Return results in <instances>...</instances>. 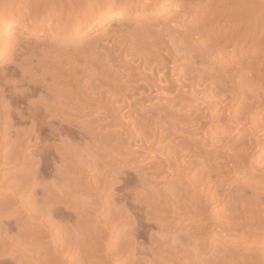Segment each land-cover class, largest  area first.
I'll use <instances>...</instances> for the list:
<instances>
[{
	"label": "rangeland",
	"instance_id": "obj_1",
	"mask_svg": "<svg viewBox=\"0 0 264 264\" xmlns=\"http://www.w3.org/2000/svg\"><path fill=\"white\" fill-rule=\"evenodd\" d=\"M155 1L157 0H153L149 4L150 6H147L144 9H142L141 6L138 5L136 1H132L133 3L132 2L129 3L130 5L129 11L124 16H118L116 11L113 13V15H106L104 14L105 10H100L99 13L102 12L101 13L102 15L99 16V19L97 20L96 23L89 25V23L87 24L86 22H84L83 25L78 27L77 31H75V29L72 30V29H69V27L62 25L61 28L54 33L48 31L46 26L43 27L41 21L35 25L31 22V19L26 20L20 26L16 24L10 25L9 21L11 19V15H10L11 9L8 8V9H5L4 11L0 10V35H2L0 36V42H2L3 44H7L4 47H2L3 44L2 46H0V77H5L7 80H9L10 85L11 84L13 85L14 83L15 86L18 85L17 86L18 89L20 90L24 89L26 90L25 92H27L25 94L26 97H22L25 99L16 98L17 102L16 104H14L17 106L16 108L25 115L28 111L27 110L28 108L31 110L33 109V107L36 110L38 109L42 110L46 108V111L49 110V108L45 106L47 104H45V102L42 100V98L45 97L47 88H48V91L51 89L50 92L57 90V89L59 91L62 89L63 91L70 89L69 87H71L73 83L71 82L72 80L70 79L69 76L73 72H75L76 74L78 73L77 75L78 77L80 76L79 79L81 83L83 84H87L89 80H90L89 81L90 83L92 82L95 83L96 81L98 82L99 72L96 71V69H94L96 72H93L94 70L91 71V69H89L94 66L96 68V64H97V69L99 71L103 69L102 67H105L104 69L111 67L113 68L114 73H118V74L123 73V72L124 74L129 73V70L126 69L124 65L119 64L117 61H114L112 59L111 60L108 59V55H107L108 53L106 52V49L104 48L105 46H107L108 43L106 42V40L105 42L107 44L104 43L103 41L100 42L99 39L100 40H102L103 38L110 39L112 38L113 35H114L113 37L118 38L122 34L123 35L122 37L125 36L124 38H127V40L125 43H123L122 41H120L122 43L119 42L122 45L121 47L125 50H128L129 54L130 52L131 54H133L132 53L133 49L136 50L137 48L139 50L138 49L136 51L134 50L135 53L137 51L138 53H143L144 51L140 52L143 49L146 50L147 52L153 51V49L155 51L157 47L159 49L160 46L162 47L164 44L166 45L168 43L170 46L171 42H173L172 45H174L177 42L176 43V46H177L178 44H180L179 42L181 41L180 39H181V36L183 35L182 40L184 39L183 37H185L186 39L184 40V42L181 41V44L179 46L183 45V43L185 44V42L187 41L185 46H187L188 44L187 48L190 47L192 49L191 50L189 48L188 50L185 51V53L188 52L189 50L194 53L198 52L197 55H199V58L201 57L202 54H204L206 58L203 60L205 63L208 62L206 64L204 63V65L210 68V70L208 68V71H211V72L213 71L214 74H216V76L220 75L226 81L228 80V82L231 80L229 82L230 85L234 83L233 84V87H235L234 89H232L233 87L227 84L230 86V88L228 86L227 87L228 89L226 88L225 90L223 89L221 92L222 94H220V96L224 97L227 100L225 102V107L226 108L233 107L232 112L234 113V111H236L239 108L242 102H246V101L252 102L254 103L253 112H256L255 115H252L253 117L252 119L254 120L260 119L264 115V107H263L264 104H261V103H264V92H262L263 86L260 85L258 80L252 81L251 79L253 77L250 76L251 73L249 74V72H252V70H254L255 72L257 70V72H259L260 74H264V0L255 1L257 3H255L254 0H252V2L250 0H238V1L230 0L229 4L228 2H226L228 0H193L191 6L195 7L197 5H201L202 10H203L198 13V16H197V12L190 11V10H189V13H185V14L181 13L180 11L181 9L178 8L175 5V3H173L171 0H166L165 2H163L164 0H159L157 1V3ZM121 2L122 0H119L117 5L119 6ZM211 2L213 3L219 2L221 4H223L224 2L226 4L221 5L218 3V5H216L214 3L212 4L213 6L212 5L210 6L209 3ZM238 2L241 5H239ZM12 3H16L15 0H12ZM26 3L24 2L23 7L21 5L18 14H21L22 12L26 10V7H24ZM252 3L255 6H257V8L254 9L256 10L255 11L256 15H254V13H251V11L252 12L254 11L253 10L254 6ZM1 5L2 4L0 3V6ZM117 5L116 7H118ZM229 9L232 10V13L231 12L228 13ZM246 10L249 11V12L247 11L249 14L246 12ZM208 12H209V15H208ZM214 12L217 14L227 13V15L224 19L219 17L222 20L217 21L216 20L217 18L214 15H213L214 18L212 17V13ZM251 15H252V18H251ZM253 17L254 19L255 17L257 18L256 20H254L257 22L255 26H254L255 22L252 21ZM206 22L207 24H205ZM211 23H213L214 28L211 27L213 26ZM122 26H124L125 29H128L130 27L129 30H131V33L129 30H128L129 32H126V30H124L125 31L124 34L123 33L119 34V32L117 33L118 28ZM168 26H169V29L170 27H173V26L174 28L177 27L178 30L181 29V31H183L182 33L184 32L186 33V34L184 33L185 36L184 34L181 33L180 30L178 32H180L181 34L178 33L177 30H176V34L173 33L175 32V30L174 31L171 30L173 31L172 33L175 35H171L172 34L171 33L168 36V34L164 32L165 28H168ZM206 26L209 27L208 28L209 30L206 28ZM161 30H163L162 32L165 33L166 35L162 33L161 35H159L160 33L159 31ZM213 31H214V34H213ZM210 33L213 34L211 39H209L208 37V34ZM253 34L255 37L253 36ZM170 35L172 36V38L170 37ZM177 35L179 36V38ZM161 36H164V37H161ZM216 37L218 40L216 39ZM174 39L177 41H173ZM97 41L99 42V45ZM102 42L106 45L104 44L102 45L101 44ZM218 42L220 44H218ZM120 44H118L119 47H120ZM153 46L155 47L152 49ZM185 46L183 45V47ZM146 51L144 52L145 54L147 53ZM190 51L188 52V54L190 53ZM149 52H148V55L152 53V52L150 53ZM199 52L201 53V55ZM206 53L207 54L209 53V54L207 55ZM199 58L197 56L196 60H190L188 57H186V55L179 58L178 62L175 64L176 67L175 65L174 66L171 65L172 67H174V69L176 68L175 69L177 72L176 77L182 78L183 75L185 76L186 73L188 74L189 71L191 72L192 71L191 69H193L195 66V64H193V61L198 62V63L196 62L197 63L196 67H197L200 62L198 61ZM206 59L207 61H205ZM98 65H100V67L102 66L101 67L102 69ZM199 65H201V63ZM199 67L201 69L202 66H198V69ZM249 67H251V71H248L250 70ZM206 68L205 70L207 71ZM82 71L84 73L86 72V74L82 75L83 73ZM90 72L92 73L93 77ZM95 73H97L98 75H96ZM89 74L91 75L92 79ZM93 78L94 79L96 78L98 80L95 81L93 80ZM250 81H252L253 83ZM33 82H37L39 87L38 85H36L37 83H33ZM32 83L35 84L36 86H33ZM137 83H144V80H139L137 81ZM41 85L44 86L45 90H43L44 88H42L43 86ZM10 88L6 89V92H5L6 94L4 93L5 94L4 95L5 97H4L1 94L2 87H0V100L1 101L6 100V102H8L10 100V98H8V95H10V91H11ZM54 92H57V91H54ZM3 101L1 103L6 104V102L3 103ZM137 103H138L137 107H139V109H141V111H143L146 114V119L143 122L144 124L142 123L141 127H138L140 128L139 130L143 129L144 127L145 128L149 127L150 125L151 127H149V129L150 128L152 129L154 127V124H155L154 128H156V125L158 124V128H159L158 131L161 132L160 134H162L164 130L166 133L175 132L178 136L181 137V140H187V141H190L192 144H198V146L204 147V149L212 148L209 144L211 142H216V141L224 142L229 147H235V145L241 142L242 132H245L244 131L245 129L238 130L236 128L238 126L235 127V124H234V127L232 126L228 128H223L217 125L209 127V125H211L209 124L210 122L208 120L204 121L203 119L205 118L201 119L204 116L206 110L202 109L201 112L200 110L198 111L199 105L196 103L190 102V101H187V102L178 101L177 102L174 100V98H170L166 95H160V96L157 95V96L150 97L146 99L145 101L139 100ZM230 103L232 104L236 103V104L235 105L231 104L232 106H230L229 105ZM259 103L263 105L262 108L260 107V110L256 108ZM7 104L10 105V102ZM49 104H51V102H49ZM228 105L229 107H227ZM90 106L92 107L91 108L92 110L97 111L96 108L98 107L96 105H90ZM221 109L219 110L220 113L224 111V109L222 110ZM5 110H3V112ZM106 110H107V106H104V107L102 106L99 108L97 112L91 111L90 112L91 114L89 113L90 115H86V116L79 115L78 117H76V120L78 121L81 120L84 123L83 125H86V123H89V121L92 120L94 117H96V115L99 114V112L100 113L105 112ZM163 110H164V113H168L169 115H174L175 113H176L175 115L179 113L178 115L181 117L189 115L190 118L194 119L195 124L196 123L199 124L202 121V126L200 128L196 126V128L193 127V128L181 129V130L178 128L171 129V126H169L168 122L167 123L165 122L157 123L158 121L155 118L156 113L159 111H163ZM6 111L4 112L5 115L3 113L2 117L4 118H2L3 120L0 123V129H1L0 131V205L1 207L0 208H2V205L4 207L6 206L5 208L4 207L2 208L3 213L2 212L0 213V226L5 228L6 230L5 229L4 230L7 232L6 233L4 231L3 238L7 237V239L12 242V245L9 247L7 242L3 238H2L3 240L0 239V264H8V263L9 264H42L43 262H46L47 258H49V256L51 255L50 254L51 249H54L57 246L59 247L62 246L63 248L62 247L61 248L63 249V251L65 250L64 251L65 254L64 253L63 254L66 257V260L68 261L74 260V259L76 260L75 256H77V252L73 251V249L77 250V248H73L72 251L70 252L69 250H66L67 249L66 243L70 241V238L72 239V238L77 237L79 232L76 230L75 231L77 232L76 234H73V235L71 233L68 234V229L64 227L70 222L68 220H67L68 223L65 222L66 220H63L62 222L60 217H62L63 215H68V214L72 216V213H73V216L74 214L76 215L75 217L85 216L86 219L82 218V220L84 221L81 220V222H83L81 223V225L84 224L86 226L87 221H89L87 225H89L90 227L86 226L85 228L91 229L92 227V229L94 230L95 228H97L96 230H101L104 226L103 225L104 223H99L98 220L102 221L108 216L110 211H114V209H116L117 207H121L122 205L126 206L125 209L127 212H125L124 214L125 216L124 219L126 220L118 222L117 224L114 221L115 223L114 222L110 223V227L108 228L106 227V228L107 229L110 228L109 230L113 231L111 232L112 236L117 237L120 234L119 236L122 239L121 236L122 235L124 236L125 234L124 232L126 231L128 232L131 230L130 228L132 227V224L129 219L130 216H134L137 213L139 214L141 212L143 216L142 219L145 222L144 225L146 224V226L143 225V228L145 229L144 232L146 231L147 233H145L146 234L145 238L144 239L141 238L140 240L143 241L145 245L150 248L148 249L150 253L148 252V255L145 256V258L148 259V260L146 259L148 263H145V264L151 263L152 260L153 261L156 260L157 262H154V264H157L158 261H160L162 258L165 260V262L167 260L166 263L168 264H170L171 262L173 263V260L175 261L174 264L178 261L181 264H183L184 262L182 261L185 260L186 262L188 256H190L189 258L194 263L193 260L196 258L197 255L202 254L201 253L202 248H205V247L207 248V250L205 248L203 253H205L206 255H203V258L201 255H200L201 258L200 256H198L197 258H200V260L196 258L197 260H199V262L195 259L197 262L195 261L194 264L202 263L201 259L202 260L205 259L203 263L205 262L208 264H213L214 263L213 261H215L216 257H218V256L215 257L213 253L218 255L220 254V252L227 253L226 255L225 254L222 255L223 257L225 256L227 257L228 252H229V256H231L230 254H232V256L236 260H239V261H241V259L247 260L249 258V260L250 259L251 261L253 260L254 264L263 263L262 260H264V240L257 242L256 240L247 239L245 237H242L236 234L227 235L226 233H223L222 231L215 229L216 227L212 228L211 225H209L210 227L206 226L204 228L203 227L201 228V223H211V221L209 222V219H207L205 216H204L205 219L202 220L201 216H200L201 218L199 217V215L198 217H196L197 214L196 216L195 214L193 215L191 214V216L187 215V217L180 216V215H174L169 210H167L164 206L157 207V205L155 206L149 205L148 199H141V201L140 200L138 201L137 199H135L136 196L145 195L144 189L148 187L152 188L156 186L160 188H162L163 186H166L169 188L174 187L176 192L180 191L178 193L182 192V194L189 192L188 197H187L188 199L189 198L198 199L199 196L196 195L197 194V192L195 191L196 189L194 190L193 188H189V189L187 188L190 185L187 181L188 178L187 179L184 178L183 180L182 179L183 175H181L180 173L168 171V170L166 171L160 170V171L154 172V170H152L155 168V164L158 163L163 157L161 154L162 149H160L157 144L153 147L152 149L153 152L151 153L150 152L148 153L144 148H140V145L136 142H133L130 145L129 135L127 133V130L123 126V122L125 123L129 120L128 118L127 119L124 118L122 120V117L124 116L123 114L127 112L126 109L121 110L123 113L119 111V113L120 112L121 113L118 117L121 118L123 122L114 121L113 122L114 124L113 123L112 124L103 123V124H97V125L95 124L97 126L96 130L101 131L100 135L106 136L103 139L102 138L99 139L98 140L99 142H96L95 148L93 147L92 143L89 144V142H87L86 140L88 144L87 146V144H85L82 138H80L78 135H74L72 136V138L71 137L68 138V140L67 138H64V140L62 139L61 141V139H58V138H55L54 140L52 137L48 135L49 134L48 132L42 135L44 140H33L30 138L27 139V137L26 138L23 137L24 139L18 140V141L22 140L21 142L23 144L22 145L23 147L21 146V148L20 147L16 148L14 147L15 146L14 142L17 140L15 136L16 134L15 132L21 131V135H23V133H25L30 127V123H27V122L16 123L17 121L16 122L12 121V118L10 119L9 118L10 116L9 117L7 116L8 111L7 112ZM195 112L197 114L199 113L197 117L195 116L196 114ZM80 116L82 117L80 118ZM68 118L70 119L71 116L69 115L63 116V119L65 120H68ZM58 119H59L58 117L55 118V120H58ZM154 120L157 122L154 123ZM132 122L133 121H130L129 130H132L136 127V125ZM59 124L55 123L54 126L58 127ZM152 124H153V127H152ZM168 127H169V130H168ZM166 133H165V136H167ZM49 137L53 140L50 139L49 141L48 140ZM45 140L48 143V145L49 144L52 145L51 146L52 150L49 155L47 156L44 155V157L42 156L43 158H41V156L38 154L40 153V149L37 147H41L42 145H44L46 143L44 142ZM100 140L102 142H100ZM41 142L43 144H41ZM76 142L78 144H81L80 151H78V158L82 159L83 163L86 166H91L92 169L89 170L90 171L89 175H91L93 179L100 178V177L105 178L104 176L107 174L108 179L111 181L113 178L110 175V172L118 171L123 178L129 181L127 185H125L126 187H122L121 191L119 189L118 191H113V192L111 190H106V191L103 190L102 192H100V190L103 189V188H100L98 190V193L100 194H98L96 191L93 192L92 190L88 188L87 189L84 188L83 187L84 184H83L81 187L82 191L81 189L77 191L75 188V182H77V180L74 179L73 175L70 176V179H67L66 176L70 175L71 173L69 172L70 174H66V176L62 174L64 173L63 172L64 169L66 171H69L68 170L70 169L69 167L72 166L71 160L68 159L66 154L63 152L64 148L65 147L67 148V146H69L68 144L70 145H73V143L77 144ZM105 142H109V143L111 142L113 146H116L117 152L110 156V154L106 150H101L102 148L98 149V147L100 148ZM195 142H198V143H195ZM65 144L67 146H65ZM61 146L63 147L62 149L63 151L61 150L62 148ZM96 149L98 150L96 151ZM155 149L157 151H155ZM182 155L184 156L185 154L184 153L179 154V157H180L179 161L184 160V157ZM39 160L41 161L42 164L39 162ZM219 160L221 161L222 159H219ZM4 161H6L7 163H5ZM38 162L43 166H41ZM93 162L97 163L98 172L97 170L96 171L94 170L95 165L93 164ZM148 167H151V169L148 170L149 169ZM40 168L44 170L45 168L47 169L45 173L43 174V176L40 178V181L38 182V179L36 180L35 175L33 174H35V172H37ZM200 169H201V166L199 165L198 166L196 165L195 167L192 166L191 173L189 174L190 177H193L197 173V171H199ZM220 170H222V168ZM220 170H218L219 172H217L218 177L214 179L218 180L219 178L218 181H220L221 179L223 181L221 183L224 184V186L222 185L223 187L229 188V187H234V185H238V184L243 185V183H241L243 179H240V182L237 183L235 181L236 179L235 176H230L228 178L227 175H229V173H226V174L223 172L221 173ZM149 171H152V172L149 173ZM58 173L62 175L60 178L62 177L64 178L60 180V178L57 176ZM138 173L142 174L141 175L142 178L140 179H145V178L147 179V182L143 183V185H137L136 174ZM178 174L181 176H179ZM56 177L58 178L56 179ZM114 179L111 181V183L113 184L112 188L117 189L118 186L115 185L116 180ZM148 181H152L151 184ZM147 184H149V186H147ZM42 188H43V191H42ZM174 188L171 191L174 192ZM62 189H64L63 192L65 191V193L62 192ZM57 191L60 194L56 193L54 195V193ZM68 192H70V194L72 193L71 195L69 194V196L71 197V198L69 197L70 199L76 198L75 201H80V202L82 200V202L84 204L86 203L85 205H87L88 207L90 203L88 204L87 202H97L98 204L100 203V205L105 204L108 207V209H105V210L101 209L98 215L99 219H97L96 214L93 213L92 209L91 208L89 209L87 206L83 205V203H82L83 206H79L81 204L78 202L74 201L75 203L74 202L69 203L68 201H66L68 199ZM61 194L66 202L58 203V204L53 202V201L57 202L58 201L57 199L62 198L60 196ZM47 196L50 198H48ZM43 198H47V200L50 201L48 202L49 205L51 206L53 205L52 206L53 208L49 209V211L53 209L54 211L50 212V216L53 212L54 214L53 218L55 217V221L54 220L52 221V218L49 217V213H47L48 215L47 214L46 215L48 216V218L44 215L46 219L45 217H43V222L48 219L47 221L49 224L47 225H50V228L52 226L51 229H53V231L55 230V228H57L56 230L60 231L61 233L54 231V234H51L50 231L52 230L50 229L49 230L47 229L49 231L48 234H43V233L41 234L39 231L37 232L35 231L34 229L35 226L39 225L38 227H40V224L42 225L45 224L43 222L40 223L39 219H37L38 220L37 221L36 220L37 215L35 216L36 212H40V211H37L36 206L38 205L37 207L39 208L41 206L44 207L43 202L46 201V199H43ZM63 198L62 200H64ZM41 201L43 204L41 203ZM227 202L228 200L222 201L219 204L218 208L223 207V205H226ZM137 203L139 204V206ZM217 203L213 204V207L212 206L211 207L212 208L216 207ZM39 204L41 205L39 206ZM119 204L121 206H119ZM7 207L9 209L11 208L10 210H12V212L9 209H7ZM42 207L38 209L41 210ZM54 207L56 208V210ZM59 207L60 209H58ZM113 207H116V208H113ZM110 208L111 209L113 208V209L111 210ZM26 210H28L29 212ZM127 215L129 216V218ZM87 217L89 220L87 219ZM223 219H221L222 221L220 220L217 223L218 224L220 223V225H223V226L226 225L225 226L226 228L230 229L232 228L231 226H235L238 224L237 221L227 223L226 219L224 220ZM38 222L40 224H38ZM60 222L61 224H59ZM50 223H52V225ZM65 223L67 224L65 225ZM73 224H70V227H72ZM112 224H116L117 227L115 225L113 226ZM61 225L63 226L62 227L63 229L61 228L60 230H58L60 228L59 226ZM78 225H80V223ZM84 225H83L84 230L82 228H79V231L82 229L81 232L85 234L87 230H85ZM111 226L113 227V229L111 228ZM210 228H212V230H210ZM64 229H66V233L64 231L62 232V230ZM187 232L189 236L191 235L190 237L191 239H187L189 237L187 235ZM185 233H186V236L188 237H185ZM58 234L62 238L65 236V238L63 240L61 238V241H58L60 240V238H58L59 237ZM86 234H88L87 238H90L89 233L87 232ZM150 234H151V237H153L154 234H155L154 237L161 235L163 239L167 238L165 236H168L170 238V240L168 238L166 239L168 240V243H174L173 242L175 240L174 237H177L176 235H179L178 239L181 238L182 241L181 239L180 241L183 242L182 245L180 244L181 248L184 245L187 246L188 244V247H187L188 249L187 248L186 249L187 250L190 249L189 251H192L193 250L192 248H196L198 244L200 245H198L197 247L199 246L202 247L203 245L202 243H205V244L203 245L202 248L200 247L201 250L200 249L199 251L197 250L199 254L195 252L197 255L191 256L190 254H194V251H196L195 249L192 251L193 253L189 252L190 254L188 253L189 255H186L188 252L187 250H184L181 248H178V250L177 248L174 249L172 246L173 244L169 246L170 244L167 243L168 245L167 247H171L173 251L175 250L177 252L180 251L178 254H175L177 252L173 253V251L170 252L169 250H163V249H167L165 247H162V249L160 248L161 250L157 248L160 246L153 247L155 245L154 243L156 242L155 241L156 238L154 239L155 242L152 241L153 239L148 240L149 239L148 237L150 236ZM180 234L181 235L183 234V235L181 236ZM246 234L248 235L249 232H246ZM70 235L72 236L70 238L68 237L69 241L65 242L64 240L65 239L67 240V236H70ZM74 235L75 237H73ZM80 235L78 237L83 238V236L82 235L80 236ZM147 235L148 237L146 238ZM162 235H165V236H162ZM171 236H172V239H171ZM78 237L75 239L78 240ZM160 238H158L159 241H163V239L161 238L162 239L161 240ZM83 239H85V237ZM106 239L107 238H105L104 240L106 241ZM178 239L175 240L176 243ZM188 240L190 241L189 242L190 245L189 243H187ZM55 241L57 242L63 241L62 243L64 245L62 243H61L62 245L59 243L57 244ZM112 241H116L115 238H113ZM185 241L187 244H185ZM150 242L152 243V245ZM191 244L192 246L194 245L195 247L194 246L192 247ZM156 245L158 244L156 243ZM65 246H66V249H64ZM189 246L192 248H190ZM151 247H153L154 250ZM132 249H130L129 251H125L122 255L114 254L112 259H115L113 260L115 262L113 264L115 263L116 264H124V263L128 264L129 259L131 258V256H133V253H134ZM84 250L85 249H83V251ZM150 250H153L154 252ZM156 250H158V253L157 252L155 253ZM35 251L36 252L39 251L40 253L38 252V254L40 256L37 253H35ZM181 251H184V252L187 251V252L184 253ZM151 252L155 254V256L153 257L156 259H153V257L149 255V254H152ZM94 253L95 255H93ZM169 253H172L174 256H172V254H169ZM84 254H86L85 256L91 262L92 261L98 262L103 259L102 254L100 257V254L98 253V251L93 252L92 254H91V251L90 252L84 251ZM175 255H177V257L179 256L178 257L179 259ZM211 255H213L215 258ZM168 256L170 257L169 259H168ZM209 257L211 260L209 259ZM211 257H213L215 260ZM149 258H150V261H149ZM157 258H159V260ZM220 258L221 257H219V259ZM234 258L231 257L232 260H234ZM132 259L133 258H131L130 261ZM191 260L188 259V261L185 264H187L189 261L190 263L188 264H191ZM218 261L219 260L217 259V261L215 262H218ZM239 261H234L235 263L234 262L233 263L237 264L236 262H239ZM259 261L262 263H259ZM161 262L164 264L163 260ZM179 262L178 264H180ZM219 262L218 264H220Z\"/></svg>",
	"mask_w": 264,
	"mask_h": 264
},
{
	"label": "bare ground",
	"instance_id": "obj_2",
	"mask_svg": "<svg viewBox=\"0 0 264 264\" xmlns=\"http://www.w3.org/2000/svg\"><path fill=\"white\" fill-rule=\"evenodd\" d=\"M132 1H136L138 3V5H140L141 8L144 9L147 6H150L149 4L153 0H122V2L120 3L119 6L117 5L119 0H15L16 3H12V0H0V3L2 4L0 6V10L4 11L5 9H8V8L11 9V11H10L11 19L9 21L10 25L16 24V25L20 26L26 20L31 19V22L35 25L41 21L43 27L46 26L48 31L54 33L57 30H59L62 25H65V26L69 27V29H72V30L75 29V31H77L78 27L83 25L84 22H86L87 24L89 23V25H92V24L96 23L97 20L99 19V16L102 15L101 14L102 12L99 13L100 10H105L104 14H106V15H113V13L116 11L118 16H124L129 11V8H130L129 3ZM157 1H159V0H157ZM157 1H155V2L157 3ZM165 1L166 0H164L163 2H165ZM171 1L173 3H175V5L178 8L181 9L180 11L183 14L189 13V10H190V11L197 12V16H198V13L203 11L201 5H197L195 7L191 6L193 0H171ZM236 1H238V0H236ZM250 1L252 2V0H250ZM255 1H257V0H254V2ZM24 2L25 3L28 2L24 6V7H26V10L24 12H22L21 14H18L21 5L23 7ZM226 2H228V4H229L230 0H228ZM214 3L211 2V3H209V5L211 6ZM218 3L219 2H217L215 4L218 5ZM255 3H257V2H255ZM219 4H221V3H219ZM223 4H226V3L223 2ZM223 4H221V5H223ZM238 4H239V2H238ZM254 4H253V6L255 8L253 7V10L257 8V6H255ZM116 5L118 7H116ZM239 5H241V4H239ZM243 8H244V6H243ZM248 10H246V12ZM255 11L256 10H254L253 12L251 11V13H254V15H256ZM229 12L232 13V10L229 9L228 13ZM208 15H209V12H208ZM213 15L217 18L216 20L219 21V20L224 19L226 17L227 13L217 14L214 12V13H212V17H213ZM219 17L222 19H220ZM251 18H252V15H251ZM256 19H257L256 17H255V19H254V17L252 19V21L255 22L254 26L257 23L256 21H254ZM213 23H211V24L213 25ZM205 24H207V22ZM211 27L214 28V25ZM211 27H210V29H211ZM176 28L177 27L174 28V26H173V27H170V29H169V26H168V28H165L164 32L167 33L169 36V34H171L174 30H175V32H173V33H175V34H176V30H177V32L179 30L181 31V29L178 30V28L177 29ZM206 28L208 29L209 27L206 26ZM129 29H130V27L128 29H125V27L122 26V27L118 28L117 33L119 32V34L120 33L124 34V32H125L124 30H126V32L130 31V33H131V30H129ZM257 29H258V27H257ZM171 30H173V31H171ZM162 31L163 30L159 31L160 32L159 35H161V33L166 35ZM182 32L183 31H181V33ZM173 33L171 35H175ZM178 33H180V32H178ZM184 33H182V34H184ZM127 34H129V33H127ZM185 34H184V36H185ZM213 34H214V31H213ZM213 34L212 33L208 34L209 39L212 38ZM159 35H157V36H159ZM171 35H170V37L172 38ZM0 36H2V35H0ZM113 36L110 39L106 38V37H105L106 39L103 38L104 40L99 39V41L100 42L103 41L104 43L107 42L108 44H110V45H108L106 43L107 46L104 47L106 49V52L108 53L107 54L108 59H110V60L112 59L114 61H117L119 64L124 65L126 67V69L129 70V73H127V74H124V72L120 73V74L114 73L113 68L108 67L107 69H104L105 67L101 66L104 69L103 70L100 67V65H98L102 69V70H100L101 71L100 72L97 69V64H96V68L94 66V67H92L93 69L92 68H89V69H91V71L96 69V71L99 72V77L97 76L99 80L96 79L97 77L95 79L93 78V80H95V81L98 80V82L96 81L95 83H93V82L90 83L89 82L90 80H89L87 84H83V83H81V81L79 79L80 76L78 77V75H77L78 73L76 74L75 72H73L69 76L70 79L72 80V81L71 80L70 81L73 83L71 85V87H69L70 89H67L65 91H63V89L60 91L57 89V90H54L57 92H54V91L50 92L51 89L48 91V88H47V91L45 93V97L42 98V100L45 102V104H47L45 106L47 108H49V110H47V111H46V108L42 109V110H40V109L36 110L33 107L34 110L33 109L31 110L29 108L27 109L28 111H27L26 115L23 114L22 112H20L16 108L17 106L14 104H16V102H17L16 98L21 99L22 97H26L25 96V94L27 93V92H25L26 90L21 89L22 90L21 91L20 89L17 88L18 85L15 86L14 83H13V85L12 84L10 85L9 80H7L5 77H0V87H2L1 94L3 96L6 94L5 93L6 89L11 87L10 88V90H11L10 95H8V98H10V100L8 102H6V100L5 101L2 100L3 103L6 102V104H2L1 103L2 101L0 100V123L3 120L2 118H4V117H2V115L7 109H8L7 110L8 111L7 116L8 117L10 116L9 118L10 119L12 118V121H15V122L17 121L16 123H19V122L30 123V127L28 128V130L25 133H23V135H21V131L15 132L16 134L14 133L16 138H17V140L15 139L16 143L14 142V144H15L14 147H16V148L20 147L21 148V146L23 145L21 142L22 140L21 141H18V140L24 139L26 137H27V139L30 138L33 140H44L42 135H44L48 132L49 133L48 135L50 137H52L54 140H55V138H58V139H61V141H62V139L64 140V138H67V140H68V138H70V137L72 138V136L78 135L80 138H82V140L84 141L85 144H87V142H89V144L92 143L93 147L95 148L96 142H99L98 141L99 139H101V138L103 139L106 137L105 135H100L101 131L96 130L97 124H103V123L112 124L114 121H116V122L122 121L124 118H126V119L128 118L129 121H127L125 123L123 121L122 122H123V126L125 127L128 135H129L130 145L133 142H136L140 145V148H144L148 153L153 152L152 149L156 144L159 146L160 149H162L161 154L163 157L158 163L155 164V168L152 170H154V172H157L160 170H165V171L168 170V171L180 173L181 175H183V178H182L183 180H184V178L185 179L188 178L187 181L190 185L187 188L188 189L193 188L194 190L196 189L195 190L197 192L196 195L199 196L198 199H194V198L188 199L187 197H188L189 192L182 194V192L178 193L180 191L176 192L174 187H171L172 188L171 189V188L166 187V186H163L162 188L156 186V187H152V188L148 187V188L144 189L145 195H141L142 197L140 195L136 196L135 199H137L138 201L139 200L141 201V199H148L149 205H151V206L157 205V207L158 206H164L167 210H169L174 215H180V216L187 217V215L191 216V214L192 215L195 214V216H196V214H197L196 217H198V215H199V217L200 216L202 217V220L205 219L204 218V216H205L207 219H209V222L211 221V223H201V228L202 227L204 228L206 226L211 225L212 228L216 227L215 229H218V230L222 231L223 233H226L227 235H231V234L235 235L236 234V235H240L242 237H245L247 239L256 240L257 242L263 241L264 240V115L260 119H256V120L252 119L253 118L252 115H255L256 112H253L254 103L248 102V101L242 102V104L239 106V108L236 111H234V113L232 112L233 107H229V105L232 106V105H235L236 103L235 104L230 103L227 106L229 108H226L225 102L227 100L224 97L220 96V94H222L221 92L223 89L224 90H225V88L228 89L227 87L230 85L229 82L231 80L228 82V80L226 81L220 75L216 76V74H214L213 71L212 72L214 75L212 74L211 71H208L209 67L204 65L205 62L203 59L206 58L204 54L201 55V53L199 52L201 55V57L199 58V55H197L198 52L197 53L195 52L196 53L195 54L194 52H191L189 50L190 51L189 54H188L189 51L185 53V51L188 50L190 47L187 48L188 44H187V46H185L187 41L185 42V44L183 43V45L185 47H183V45L179 46L181 44V41L184 42V40L186 39L185 37H183L184 39L182 40L183 35L182 36L180 35L181 41L179 42L180 44L177 45L179 47L176 46L177 42L174 45H172L173 42H171V43L169 42L170 46L166 42L167 44L166 45L164 44L165 46L164 45L162 47L160 46L161 49L160 48L158 49V47H157L155 49V51L153 49L155 46H153L152 49L154 52L150 51V52H152V53H150L148 51L150 53V55H148V52L144 49L143 50L140 49L141 50L140 52L146 51L147 52L146 54L144 52H143L144 54L138 53V51L135 53V51L138 48L136 50L133 49V52H132L133 54H131V52L129 54L128 50L123 49L121 47L122 45L120 44L122 42L125 43L127 38H124L125 36L122 37L123 36L122 34L118 38L113 37ZM253 36H254V34H253ZM161 37H164V36H161ZM161 37H159V38H161ZM123 38L125 39V41ZM178 38H179V36H178ZM156 39H155V41H156ZM175 39L173 41H177ZM216 39H217V37H216ZM105 40H106V42H105ZM120 41H122V42H120ZM103 42L101 43L102 45L104 44ZM2 44L3 43L0 42V46H2ZM106 44H104V45H106ZM118 44H120V47L118 46ZM218 44H220V43L218 42ZM6 45L7 44H3L2 47L6 46ZM98 45H99V42H98ZM160 45H162V44H160ZM4 51H5V49H4ZM213 52H214V50H213ZM114 53H116V54H114ZM185 55L190 60H196L197 56H198V58L200 59V60L198 59V61H200L199 64L201 63V65L198 64V66H202V67H201V69H200V67L198 69V66L196 67L198 62L193 61V64H195V66L193 65L194 68L191 69L192 71L191 72L189 71L188 74L186 73L185 76L183 75L182 78H179V77H176L177 76L176 75L177 72L175 70L176 68L174 69V67H172V66H174L178 62L179 58H181ZM213 56H214V54H213ZM205 61H207V59ZM206 63H208V62H206ZM105 66H107V65H105ZM175 67H176V65H175ZM204 67L207 69V71L205 70ZM249 69L250 70H248V71H251V67H249ZM209 70H210V68H209ZM96 71L94 70L93 72H96ZM200 73H202V74H200ZM250 73H251L250 76L253 77L251 80L252 81L258 80L260 85L263 86L262 92H264V74H260L259 72H257V70L255 72H254V70H252V72H249V74ZM83 74H86V72L85 73L83 72L82 75ZM95 74L98 75L97 73H95ZM91 75H92V73H91ZM91 75H90V77H91ZM61 76H60V78H61ZM92 77H93V75H92ZM92 77H91V79H92ZM139 80H144V83H137V81H139ZM40 81H42V80H40ZM252 81H250V82H252ZM33 83H37V82H33ZM38 83H39V81H38ZM38 83L36 85H38ZM252 83H251V85H252ZM227 84H229V85H227ZM233 84L230 86L233 87ZM9 85H10V87H9ZM36 85L33 84V86H36ZM41 86H43V85H41ZM230 86H229V88H230ZM38 87H39V85H38ZM42 88H44V86ZM234 88L235 87H233L232 89H234ZM43 90H45V88ZM61 91H63V92H61ZM157 95H159V96L160 95H166L170 98H174V100L177 102L178 101H180V102L181 101L182 102L183 101L184 102L190 101V102L198 104L199 105L198 111L200 110V112H201L202 109L206 110L204 116L202 118L201 117L200 118L201 119L205 118V119H203L204 121L208 120L210 122L209 124H211V125H209V127L217 125V126H220L223 128H228V127H232V126L234 127V124H235V127L238 126V127H236L238 130L245 129L244 130L245 132H242L241 142L238 143L237 145H235V147H229L224 142H217V141L211 142V143L209 142L210 143L209 145L212 148H210V149L205 148L204 149V147L198 146V144H192L190 141L181 140V137L178 136L173 131H172L173 133H168V132L166 133L164 130V132L162 131L163 133L160 134L161 132L158 131L159 130L158 124L156 125V128H154L155 127L154 123H156L157 121H158L157 123H160V122L167 123L168 122L169 126H171V129L178 128L181 130V129H188V128H193V127L196 128V126H198L200 128L202 126V121L199 124L198 123L195 124L194 119L190 118L189 115L188 116H182V117L178 115L179 113L177 115H175L176 113L174 115H169L168 113H164V110L156 113L155 118L157 119V121L154 120V123H153L154 127L152 124V127H153L152 129L151 128L149 129V127H151V125H150L149 127H146L147 129L144 127L146 130L144 128L139 130L140 128H138V127H141V124L145 121L146 114L143 111H141V109H139V107H137L138 106L137 102L139 100L145 101L146 99L153 97V96H157ZM237 96H238V94H237ZM233 98H232V100H233ZM22 99H25V98H22ZM9 102H10V105L7 104ZM49 102H51V104H49ZM228 103H226V104H228ZM261 104H264V103H261ZM261 104L259 103L257 105L256 108L258 110H260V107L262 108L263 105H261ZM90 105H96L98 107V108H96L97 111L99 110L100 107L107 106V110L105 112H101V113L99 112V114H97L96 117H94L92 120H90L89 123H86V125H83L84 123L81 120L80 121L76 120V117H78L79 115H82V116L90 115L91 114L90 112L94 111L91 109L92 107ZM37 108H39V107H37ZM137 108H138V110H137ZM221 108L224 109V111L222 113L219 112V110ZM123 109L124 110L126 109L127 112H125L123 114L124 116L122 117V120H121V118H119L118 116L120 115V113L122 112L121 110H123ZM3 110H5V111L3 112ZM119 111H121V112L119 113ZM196 111H197V109H196ZM4 115H5V113H4ZM64 115H69V116H71V118L70 119L68 118V120H65V119H63ZM197 115H199V113L195 114L196 117H197ZM82 116H80V118ZM56 117H58L59 119L55 120ZM58 121H60V122H58ZM130 121H133L132 123H134L136 125V127L132 130H129ZM149 121H150V119H149ZM55 123H58V124L60 123V124L58 127H56V126H54ZM236 124H238V125H236ZM136 128H138V129H136ZM168 130H169V127H168ZM0 131H1V129H0ZM165 133L167 136H165ZM50 137L48 138L49 141L51 139ZM41 138H43V139H41ZM53 139H51V140H53ZM46 140L44 142H46ZM86 140H87V142H86ZM42 142H41V144H43ZM100 142H102V141L100 140ZM203 142H205V141H203ZM46 143L44 145H42L41 147H37L40 149L41 154L40 153H38V154L41 156V158H43L44 155L45 156L49 155L51 150H52L51 149L52 145L51 144L48 145V143L47 144ZM195 143H198V142H195ZM206 144H208V143H206ZM68 145L69 146H67L65 144V146H67V148L65 147L64 151L62 150L63 147L61 146L62 147L61 150L66 154L67 158L71 160L72 166L69 167L70 168V169H68L69 171H66L64 169L63 170L64 173H62V172L61 173L64 174L65 176H66V174L71 173L70 175L66 176L67 179H70V176L73 175L74 179L77 180V182H75V188L77 191H79L80 189L82 191L81 187L83 184L86 186L85 187L83 185L84 188H86V189L88 188V189L92 190L93 192L96 191L97 193H98V190L100 188H103L102 190H100V192H102L103 190H105V191L111 190L113 192V191H118L119 189L121 191L122 187H126L125 185H127V183L129 181L127 179L123 178L118 171H111L110 172V175L112 176V178L113 179L115 178L114 180H116L115 181L116 184L115 183L114 184L116 186H118L117 189L112 188L113 184L111 183V181L113 179L110 181L107 177V174L104 176L105 178L102 177L103 179L101 177H100L101 179L100 178L93 179V177H91V175H89L90 174L89 170L92 169L91 166H86L83 163V160L78 158V151H80L81 144H78V143L74 144L73 143V145H70V144H68ZM199 145H200V143H199ZM87 146H88V144H87ZM98 149L106 150L110 154V156L117 152L116 146H113L111 144V142L110 143L109 142L103 143V145L100 148L98 147ZM98 149H96V151ZM155 151H157V150L155 149ZM35 152H37V151H35ZM181 153L185 154L184 156L182 155L184 157V160L179 161V158H180L179 154H181ZM159 154H160V152H159ZM41 158H40V160H41ZM219 159H222V160L220 161ZM40 160H39V162L41 163ZM4 162L7 163L6 161H4ZM9 163H10V161H9ZM93 164L95 165L94 170L96 171L97 170V163L93 162ZM196 165L201 166V169L199 171H197V173L193 177H190L189 174L191 173V167L192 166L195 167ZM41 166H43V165H41ZM42 168H40L41 171H40V169L38 170L40 172H38L36 170L37 172H35V174H33V175H35L36 180L38 179V182L40 181V178L43 176V174L45 173V171L47 169V168H45V170H44ZM148 168H149L148 170L151 169V167H148ZM221 168H222V170H220ZM218 170H220L221 173L222 172L225 174L229 173V175H227L228 178L230 176H235L236 177L235 181L237 183L240 182V179H243L241 181V183H243V185L238 184V185H234V187H229V188L223 187L224 184L221 183V182H223L221 179H220V181H218L219 178H218V180L214 179V178L218 177V173H217V172H219ZM61 171H62V169H61ZM97 172H98V170H97ZM151 172L152 171H149V173H151ZM59 175L60 174L58 173L57 176L60 178L62 175H60V176ZM141 175L142 174H140V173L136 174L137 185H143V183L147 182L146 178L140 179V178H142ZM181 175H179V176H181ZM58 177H56V179ZM121 177H122V179H121ZM62 178H64V177H62ZM62 178H60V180ZM71 179H72V177H71ZM182 179H180V180H182ZM82 180L84 181V183ZM41 182H40V184H41ZM148 182L151 184L152 181H148ZM147 186H149V184H147ZM41 187H43V186H41ZM173 188H174V192L171 191V190H173ZM63 190L64 189H62V192H63ZM42 191H43V188H42ZM183 192H185V191H183ZM56 193H59V192L58 191L55 192L54 195ZM63 193H65V191ZM69 194H70V192H68V199L66 201H68L69 203H72L75 201L76 198L70 199L71 197L69 196ZM98 194H100V193H98ZM60 196L62 197V194ZM48 198H50V197H48ZM62 198L57 199L58 200L57 202L56 201H53V202H55L56 204L66 202L65 199L63 198L64 200H62ZM43 199H46V201L43 202L44 204L41 201V203L44 206V207L41 206L42 207L41 210H39L41 207L40 208L37 207L38 205L36 204L37 205L36 206L37 211H40V212L35 213V216L37 215L36 220L39 219L40 223H42L43 217L46 216L48 218L47 213H49V217L52 218V221L53 220L55 221V217L53 218V215H54L53 212L50 216V212L54 211V210L52 209L51 211H49V209L53 208L52 207L53 205L52 206L49 205L48 202H50V201H48L47 198H43ZM226 200H228L226 205H223V207L218 208L219 204L222 201H226ZM75 202L80 203L81 205L78 204L79 206H83L86 204V203L84 204L82 202V200H81V202L80 201H75ZM82 203H83V205H82ZM87 203L88 204L90 203L89 207L87 205H85V206H87L89 209L90 208L92 209L93 213L96 214L97 219H99L98 215H99V211H101V209L102 210L108 209V207L105 204L100 205V203L98 204L97 202H87ZM216 203H217L216 207L212 208L213 204H216ZM40 205L41 204H39V206ZM119 206H121V205L119 204ZM138 206H139V204H138ZM0 207H1V205H0ZM3 207L4 206L2 205V208ZM125 207H126L125 205H122L121 207H117V208L113 207L116 209H114V211H110V213L108 214V216L105 219H103L102 221L98 220L99 223H104L103 224L104 226L101 230H96L97 228H95V230H94V229H92V227H91V229L85 228L86 226H89V225H87L89 221L85 220V221H87V224H86V226L84 224L83 225H84L85 230H87V231L86 232L84 231V232H85V234L88 232L90 238H87L88 234L85 235L83 232H81L83 229V225H81V223H83V222H81V220H82V218L86 219L85 216L75 217L76 215L74 214V216H73V213H72V216H70L69 214L63 215L62 217L59 216L62 222H63V220H66L65 222H67V220L70 222V223L67 222L68 224L65 223V225L66 224L67 225L64 227V228L68 229V234L69 233H71L72 235L76 234L77 232H75V231L77 230L79 232L78 236L81 233H83L85 236L83 234H81V235L83 236V238L85 237V239H83L82 237L79 238L77 236L78 237V240H77V239H75V238H77V237H75V235L73 236L75 238L71 239L70 237L72 235H70V236H67V240L66 239L64 240L65 242H67V241H69L68 237L70 238V241L68 243H66L67 249H66V246L64 249L69 250L71 252L73 248H77V250L73 249V251L77 252V256H75L76 260L75 259L69 260V261L66 260V257L64 255L65 250L63 251L62 246H61L62 248L57 246L54 249H51V253H50L51 255L49 256V258H47V260L44 258L46 260V262H43V263H45V264H113L115 262V261H113L115 259H112L114 254L115 255L116 254L122 255L125 251H129L130 249H132V247H133L132 251L135 254L133 253V256H131V258H133V259L130 261V259H131L130 258L129 259L130 263L128 261V264H145V263H148V261H147L148 259L145 258V256L148 255V252H149L148 249H150V248L147 247L145 245V243L140 240L141 238L144 239L145 235H146L145 233H147L146 231L144 232L145 229L143 228V225L145 222L142 219L143 216H142L141 212L139 214L137 213L134 216H130V218L127 215L131 221L132 227L130 228L131 230L129 229L130 231H128V232L126 231L127 233L122 231L125 233L124 236L123 235L121 236L122 239L119 236L120 234L117 237L112 236L111 232H113V231L109 230L110 228L107 229L108 227H110V223H113L114 221L117 224L118 222L126 220V219H124L125 218L124 214H125V212H127ZM2 208H0V213L2 212ZM61 208H62V206H61ZM7 209H9V208L7 207ZM58 209H60V207ZM55 210H56V208H55ZM10 211L12 212V210H10ZM26 211H28V210H26ZM56 212H58V211H56ZM65 214H66V212H65ZM46 217H45V219H46ZM223 218L226 219L227 223L237 221L238 224L235 225L237 228L235 226H231L232 228L229 229V228L225 227L226 225L223 226V225H220V223L218 224L217 222H219ZM57 219H56V221H57ZM87 219H88V217H87ZM34 220H35V218H34ZM47 220H45L43 222V223H45L43 225L38 222V224H40V227H38L39 225L37 224L38 226L34 227L35 231L36 232L39 231L41 234L42 233L48 234L49 229L53 231V229H51L52 226L50 228V225H47V224H49ZM82 221H84V220H82ZM73 223H75L76 226ZM79 223L82 227L80 225H78ZM84 223H86V222H84ZM50 224L52 225V223H50ZM54 224H55V222H54ZM59 224H61V222ZM70 224H73L75 227L73 225H72V227H74V228L70 227ZM116 224H112V225L113 226L115 225L117 227ZM107 225H109V226H107ZM54 226H56V225H54ZM119 226H120V224H119ZM144 226H146V224ZM59 227L60 228L58 230H60L63 226L61 225ZM79 228H82V229L79 231ZM111 228L113 229L112 226H111ZM212 228H210V230H212ZM4 229L5 228L0 226V237H1L0 239L3 238V235H4L3 233L6 230V229L5 230ZM56 229L57 228H55L54 231H57ZM66 229L62 230V232L64 231L66 233ZM52 231H50L51 234H54V231H53V233H52ZM57 232H60V231H57ZM188 232H187V235H188ZM246 232H249V234L247 235ZM58 236H59V234H58ZM154 236H155V234L153 235V237ZM162 236H165V235H162ZM176 236L177 237H174L175 240L178 239L179 235H176ZM188 236H186V233H185V237H188ZM147 237H148V235L146 236V238ZM150 237H151V234L148 237L149 238L148 240L153 239L152 240L153 242L156 241L154 243L155 245L153 244L154 245L153 247L160 246L157 248L162 249V247H165L167 249H163V250H169L170 252L173 251L171 247H167L168 246L167 245L168 240H166V239L168 238L170 240V238L168 236H165V237H167V238L164 237L165 239H163V237H161V235L157 236L158 238L161 237L163 239V241H159V239L157 237H154V238L153 237L150 238ZM190 237H191V235L187 239H191ZM58 238H60V240H58V239H56V240L61 241L62 237L59 236ZM64 238H65V236L62 238V240ZM105 238H107L106 241L104 240ZM113 238H115L116 241H112ZM118 238H120V239H118ZM155 238L158 240H156ZM3 239L7 242L9 247L12 245V242L10 240H8L7 237L3 238ZM154 239H155V241H154ZM171 239H172V236H171ZM180 239L181 238H179L178 241H180ZM175 240L173 241L175 244L174 243H168V244H170L169 246H171L173 244L172 245L173 248L174 249L177 248V250H178V248H181V245L183 244V242H181L182 239L180 241L181 243L178 241L176 243ZM55 242L57 244L58 243L61 244L63 241L62 242L55 241ZM189 242L190 241L188 240L187 243H189ZM156 243L158 245H156ZM187 243L185 241V244H187ZM202 244L204 245L205 243H202ZM151 245H152V243H151ZM189 245H190V243H189ZM198 245H200V244H198ZM203 245H202V247H203ZM54 246H56V245H54ZM191 246H192V244H191ZM197 246H196V248H198V249L192 248L189 246L193 250L194 249L196 250V251H194V254L189 253V252L193 253L192 252L193 250L192 251H189L190 249L187 250L188 244H187V246L184 245L183 246L184 248L183 247L181 248V249L187 250L188 252L187 251H185V252L181 251V252H184V253L187 252L186 255L190 254L191 256L192 255L196 256L197 254H199L198 251L201 247V246H199V247H197ZM153 247H151V248H153ZM157 248H155V249H157ZM205 248H202V252H201L202 254L197 255L196 258L200 255L203 258V255H206L205 253H203ZM48 249H50V248H48ZM83 249H85L84 250L85 252L91 251V254L93 252L98 251V253L100 254V257L102 254L103 259L98 261V262H95V261L91 262L85 256L86 254H84ZM181 249H179V250H181ZM153 250H154V248H153ZM153 250H150V251H153ZM206 250H207V248H206ZM38 252L39 251H37V252L35 251V253H37V254H38ZM153 252H151L152 254H149L152 257L155 256V254ZM156 252L158 253V250H156L155 253ZM175 252H177V251L176 250L173 251V253H175ZM179 252H177L175 254H178ZM160 253H162V252H160ZM217 253H219V252H217ZM74 254H75V252H74ZM169 254H172V253H169ZM224 254L226 255L227 253L226 252H222V253L220 252V254H218V255L213 253V255L215 257L216 256H218V257H216V260H215L214 259L215 257L213 255H211L214 257V258L213 257H211V258H213L215 261H217V259H218L219 261H221V262L218 261L220 264H234L235 263L234 261H239V260H236L232 256V254H230L231 256H229V252H228L227 257L226 256L223 257L222 255H224ZM42 255H43V253H42ZM93 255H95V253ZM39 256H37V257H39ZM172 256H174V255L172 254ZM175 256L177 257V255H175ZM201 256H200V258H201ZM44 257H46V256H44ZM189 257L190 256H188L187 261H188V259L191 260ZM219 257H221V258L219 259ZM231 257L234 258V260H232ZM39 258H41V257H39ZM69 258H67V259H69ZM169 258L170 257L168 256V259ZM200 258H197V259L200 260ZM153 259H156V258L153 257ZM157 259L159 260V258H157ZM160 259H161V257H160ZM172 259H174V258H172ZM172 259H170V260H172ZM195 259L193 260L194 263L197 260V259L196 260ZM209 259H210V257H209ZM33 260H35V259H33ZM162 260H163L164 264H168V263H166L167 260L165 262V260L163 258L160 261H158L157 264H159V262L161 264ZM199 260H197V261L199 262ZM204 260L201 259V262L203 263ZM35 261H37V260H35ZM149 261H150V258H149ZM206 261H208V260H206ZM215 261H213L214 262L213 264H216V263L218 264V262H215ZM152 262L149 264H154V262H157V261L152 260ZM174 262L175 261L173 260V263L172 262L171 263L174 264ZM178 262H176L175 264H178ZM182 262H184L183 264L186 263L185 260H183ZM262 262L259 261V263L264 264V260H262ZM188 263H190V261ZM194 263L191 260V264H194ZM202 263H200V264H202ZM211 263H212V261H211ZM236 263L237 264H254L253 260L251 261V259L249 260V258L247 260L241 259V261L236 262ZM205 264H208V263H205Z\"/></svg>",
	"mask_w": 264,
	"mask_h": 264
}]
</instances>
